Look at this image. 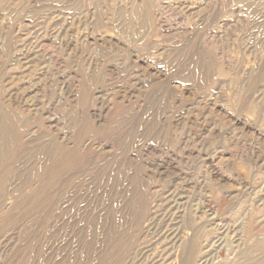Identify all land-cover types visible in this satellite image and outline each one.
<instances>
[{
  "label": "rangeland",
  "instance_id": "rangeland-1",
  "mask_svg": "<svg viewBox=\"0 0 264 264\" xmlns=\"http://www.w3.org/2000/svg\"><path fill=\"white\" fill-rule=\"evenodd\" d=\"M0 264H264V0H0Z\"/></svg>",
  "mask_w": 264,
  "mask_h": 264
}]
</instances>
